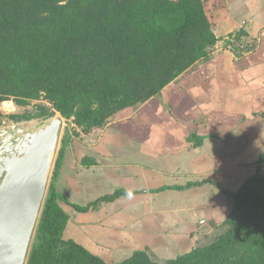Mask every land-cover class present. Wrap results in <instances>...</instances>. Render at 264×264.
Returning a JSON list of instances; mask_svg holds the SVG:
<instances>
[{"label":"crops","instance_id":"1","mask_svg":"<svg viewBox=\"0 0 264 264\" xmlns=\"http://www.w3.org/2000/svg\"><path fill=\"white\" fill-rule=\"evenodd\" d=\"M206 11L218 38L208 60L159 97L72 136L65 149L58 188L71 205L61 203L69 216L63 237L108 264L146 250L166 261L205 244L204 235L231 211L216 184L236 192L257 173L264 154V0H210ZM241 31L252 48L234 41ZM192 135L203 138L200 146ZM118 190L128 194L87 212L72 206Z\"/></svg>","mask_w":264,"mask_h":264},{"label":"trees","instance_id":"2","mask_svg":"<svg viewBox=\"0 0 264 264\" xmlns=\"http://www.w3.org/2000/svg\"><path fill=\"white\" fill-rule=\"evenodd\" d=\"M209 1L0 0V104L13 100L27 107L44 100L51 110L40 106L36 114L10 118L58 113L75 127L62 137L26 264H108L63 237L69 216L61 203L71 205L58 188L65 149L72 136L103 128L118 113L159 97L210 58L218 38L206 11ZM188 139L200 146L203 138ZM263 166L264 154L257 173L236 192L216 184L231 200V211L226 231L212 243L164 262L146 250L114 264H264ZM125 194L118 190L86 207L72 206L87 212Z\"/></svg>","mask_w":264,"mask_h":264},{"label":"water","instance_id":"3","mask_svg":"<svg viewBox=\"0 0 264 264\" xmlns=\"http://www.w3.org/2000/svg\"><path fill=\"white\" fill-rule=\"evenodd\" d=\"M61 125L54 115L39 126H0V264H26Z\"/></svg>","mask_w":264,"mask_h":264},{"label":"rangeland","instance_id":"4","mask_svg":"<svg viewBox=\"0 0 264 264\" xmlns=\"http://www.w3.org/2000/svg\"><path fill=\"white\" fill-rule=\"evenodd\" d=\"M243 38L241 37L240 48H242V49L252 48L255 43L252 41L242 40ZM246 42H247V44H246ZM40 106H46V107H48V109L51 110V104H49L48 102H46L44 100L34 101L30 105H28L27 107H19L15 104V102L13 100L3 102L0 104V109L4 111L5 117L1 120L0 126H2L5 123L8 124L10 121H14L10 118V115H24L27 113L36 114L37 111L39 110L38 107H40ZM55 117L62 119V125H61V130H60L59 143L57 145L56 154H55V157H54V160L52 163V167H51V171H50V175H49V179H48L47 189H48V186L50 184L52 172H53V169L55 167V161H56L57 155H58L60 147H61V142H60L61 136L64 135L66 129H70L71 133H72V131H75V129H74L75 127H74L73 123L66 122V120L64 118H62L61 115L58 113H56ZM45 120H46V118H34L32 120H29V121L23 120V121L19 122V125H22L24 127L39 126V125L43 124L45 122ZM76 137L78 138V136H76ZM225 231H226V226H224V224H222V226L219 227L215 232L213 231L210 234H208L210 237H208V235L205 234L204 237H206L205 238L206 241H204L205 244H202V245H208V243L210 241H211L210 243H212L215 240V238L217 237V235H220ZM212 236H214V239H212ZM151 256H152L153 260H156L158 262H164V261L158 260L157 257L155 255H153L152 253H151Z\"/></svg>","mask_w":264,"mask_h":264}]
</instances>
